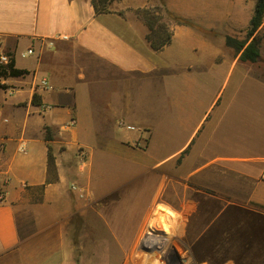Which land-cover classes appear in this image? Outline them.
Returning a JSON list of instances; mask_svg holds the SVG:
<instances>
[{
  "label": "crops",
  "instance_id": "1",
  "mask_svg": "<svg viewBox=\"0 0 264 264\" xmlns=\"http://www.w3.org/2000/svg\"><path fill=\"white\" fill-rule=\"evenodd\" d=\"M151 2L0 0V53L27 71L1 79L0 264H124L143 215L177 231L154 204L177 182L198 264L263 262L264 13L249 33L255 0H163L188 23L155 50L137 13Z\"/></svg>",
  "mask_w": 264,
  "mask_h": 264
},
{
  "label": "rangeland",
  "instance_id": "2",
  "mask_svg": "<svg viewBox=\"0 0 264 264\" xmlns=\"http://www.w3.org/2000/svg\"><path fill=\"white\" fill-rule=\"evenodd\" d=\"M151 1L152 2L150 5L163 2V0ZM183 190L184 189L182 184L180 182H177L174 184V186H172L171 189H163L162 194L158 197L154 204L156 206L164 205L174 212L180 214L181 217L182 214L186 216L188 209H192V207L187 204L186 195L182 205L181 197L183 194ZM152 194L153 191L150 192L149 196H146L144 194V196L140 197V201L149 202L152 198ZM79 198H85V196ZM167 200L169 202H172L173 204H166ZM142 217L143 219L140 231L138 232L137 237H135L134 241L132 242V245L126 251L124 264H152L153 258H155L156 261L160 262L159 264H198L197 259L193 258L192 254H188L186 251V247L184 246L185 242L183 241V232L186 227V221H183L180 217V223L177 231L173 236L167 238L164 234L161 233V228L159 226L152 230L150 224L144 222L145 215H143ZM155 235L160 239L161 244L157 243L155 245H149L146 241L148 240V238H153V236ZM216 257L219 256L216 255ZM208 264L214 263L208 262Z\"/></svg>",
  "mask_w": 264,
  "mask_h": 264
},
{
  "label": "trees",
  "instance_id": "3",
  "mask_svg": "<svg viewBox=\"0 0 264 264\" xmlns=\"http://www.w3.org/2000/svg\"><path fill=\"white\" fill-rule=\"evenodd\" d=\"M118 0H91L96 14L106 13L112 10L111 3ZM121 12V11H119ZM140 18L145 22L148 32L146 33V39L149 42L151 48L155 50L161 49L165 44L169 43L172 36V30L170 29V20L174 24H187L188 21L178 18L174 14L170 13L164 6L163 2L158 4H152L144 6L137 10ZM264 13V0H255L254 13L250 19L249 33H252L261 23L262 15ZM10 54L11 53H7ZM258 56V51L254 48V44H248L241 54V58L244 60L255 61ZM25 69L15 67L13 55L9 62L0 63V88L4 85L1 83V79L8 76H20L25 74ZM34 102H36V96L33 95ZM46 139H50L48 129L46 128ZM48 172H54V156L51 148H48L47 157Z\"/></svg>",
  "mask_w": 264,
  "mask_h": 264
},
{
  "label": "built area",
  "instance_id": "4",
  "mask_svg": "<svg viewBox=\"0 0 264 264\" xmlns=\"http://www.w3.org/2000/svg\"><path fill=\"white\" fill-rule=\"evenodd\" d=\"M65 38V37H64ZM27 54H31L32 53V49L27 48L26 51ZM12 58V54H7V53H0V63H7L10 61V59ZM40 84H46V81L44 79L40 80ZM127 129H134V126L131 125H127L126 126ZM81 156H83V152L80 153ZM70 189L76 193V195L78 197H84L85 196V189L82 186H79L77 183H72L70 185ZM4 200V191L0 188V202H2Z\"/></svg>",
  "mask_w": 264,
  "mask_h": 264
},
{
  "label": "flooded vegetation",
  "instance_id": "5",
  "mask_svg": "<svg viewBox=\"0 0 264 264\" xmlns=\"http://www.w3.org/2000/svg\"><path fill=\"white\" fill-rule=\"evenodd\" d=\"M247 255H248V253H247ZM217 256H219V255H217ZM224 256H226V255H224ZM228 256V255H227ZM214 259H218L217 257H216V255H214ZM220 257V256H219ZM248 257V256H247ZM238 258H241V256H239ZM262 259L263 260H261V261H263V262H260L259 264H264V256H262ZM247 264H251V263H247ZM252 264H254V263H252Z\"/></svg>",
  "mask_w": 264,
  "mask_h": 264
}]
</instances>
